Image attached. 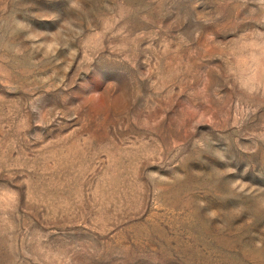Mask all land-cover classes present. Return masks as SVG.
Instances as JSON below:
<instances>
[{
  "label": "rangeland",
  "instance_id": "obj_1",
  "mask_svg": "<svg viewBox=\"0 0 264 264\" xmlns=\"http://www.w3.org/2000/svg\"><path fill=\"white\" fill-rule=\"evenodd\" d=\"M0 264H264V0H0Z\"/></svg>",
  "mask_w": 264,
  "mask_h": 264
}]
</instances>
